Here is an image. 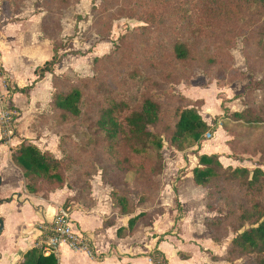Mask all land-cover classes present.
Listing matches in <instances>:
<instances>
[{
  "label": "rangeland",
  "instance_id": "rangeland-1",
  "mask_svg": "<svg viewBox=\"0 0 264 264\" xmlns=\"http://www.w3.org/2000/svg\"><path fill=\"white\" fill-rule=\"evenodd\" d=\"M41 1L0 0V33L4 24L26 20L36 14L39 22L33 26V34L35 30L39 40H56L64 44L58 50L66 57L58 67L63 71L58 76L71 80L92 76L93 58L113 53L114 60L121 61L115 65L119 74L112 77L118 80L121 76L119 89L130 92L131 100L135 101L144 92H152L166 106L175 105L173 96L176 95L184 96L197 106L201 117L210 126L200 145L176 150L163 138V159L176 153L184 157L186 153L196 155L202 145L201 149L207 153L221 155L222 149L227 150V157L233 160L232 167L252 169L259 162L260 153H264V121L247 123L235 120L232 115L234 111L247 107L262 105L264 108V87L256 88L259 82H264V43L261 42L264 7L256 0H68L67 5L58 0H46L36 6ZM51 9L55 12L53 16ZM29 36L27 33L24 38L27 40ZM0 40L10 39L0 36ZM173 40L188 46V59L177 61L173 58L169 49ZM115 47L119 48L118 52ZM23 62L29 63L31 59L24 58ZM133 68L138 75L130 80L129 72ZM1 75L11 88L2 67ZM52 93L53 89L41 103L38 102L32 127L37 138L45 136L43 142L57 155L69 156H65L68 180L86 172L81 176L90 182L93 175L100 177L102 158L97 159L90 148L84 147L86 130L80 119L71 118L64 122L57 119L56 112L49 106ZM5 97H1L0 105L7 99ZM17 120L11 135L15 134ZM0 132L3 141L7 142L1 124ZM84 149L88 151L82 152ZM261 166L264 169V161ZM185 167L172 178L171 192ZM164 179L167 181V175ZM159 180L162 181V173ZM132 183L134 186V181L129 179V187ZM181 190L182 195L185 193L192 199H200L195 198L188 180L181 185ZM204 190L205 199L192 206L195 213L191 217L188 214L190 218L183 230L185 235L198 241L203 240V235L198 221L192 216H200L206 211L207 189ZM170 191L166 189L165 196L162 191L155 192L149 204L167 208L169 214L160 223L165 228L172 225L170 229L178 232L183 211L174 199L172 201ZM190 204L186 202V208ZM209 215L215 216L216 212H209ZM200 225L209 239L203 223ZM192 231L195 233L191 234ZM233 235L228 228L223 241L230 240ZM247 258L244 256L227 264H242Z\"/></svg>",
  "mask_w": 264,
  "mask_h": 264
},
{
  "label": "trees",
  "instance_id": "trees-1",
  "mask_svg": "<svg viewBox=\"0 0 264 264\" xmlns=\"http://www.w3.org/2000/svg\"><path fill=\"white\" fill-rule=\"evenodd\" d=\"M58 1L68 4V0ZM256 1L264 7V0ZM50 13L52 16L55 14L52 9ZM55 29L58 31V28ZM261 36L264 43V27ZM50 41L53 54L35 68V80L22 88L15 86L13 91L26 93L45 72H51L53 93L49 106L56 112L59 121L80 119L86 130L84 147L90 148L97 159L102 158L100 180L110 188L113 209V214L103 225L112 224L115 215H128L127 224L116 230L118 237L130 235L138 225L151 226L154 218L164 211L162 206L152 207L149 204L154 193L163 188L159 180L164 167L161 154L163 138L176 150L199 146L209 124L201 117L197 106L184 96H173L176 103L171 107L163 104L152 92H144L135 101L131 100L130 92L119 89L121 76L118 80L112 77L119 74L115 65L121 61L114 60L113 53L93 58L92 76L71 80L54 74L53 68L64 53L58 50L64 44ZM169 49L177 61H184L190 55L188 46L179 40H173ZM114 50L118 52L119 48ZM129 73L130 80L138 75L135 68ZM261 87H264V82L256 86ZM232 115L235 120L259 123L264 121V108L262 105L247 107L234 111ZM87 151L84 149L82 152ZM65 156L56 157L50 150H41L27 140L20 141L10 150L11 161L21 169L29 193L45 194L66 186L78 189V195L72 199H84L86 202H83L89 204L90 182L81 176L86 172L68 180L65 160L69 156ZM196 157L198 162L191 170L192 180L207 189L205 207L210 213L216 212L215 216L204 217V227L214 243L226 238L228 228L234 233L225 252L211 258L231 263L248 256L242 264H264V169L261 166L264 153H260L259 162L252 169L223 165L218 153H200ZM129 179L134 181V186L132 183L129 187ZM69 200L63 204L68 210ZM138 208L140 210L136 211ZM42 246V243L36 242L23 253L18 264H57V255H45ZM151 259L154 264H167L163 254L156 249Z\"/></svg>",
  "mask_w": 264,
  "mask_h": 264
},
{
  "label": "crops",
  "instance_id": "crops-1",
  "mask_svg": "<svg viewBox=\"0 0 264 264\" xmlns=\"http://www.w3.org/2000/svg\"><path fill=\"white\" fill-rule=\"evenodd\" d=\"M39 22V17L34 14L26 20L8 22L1 28L0 36L10 40H0V63L2 71L8 77L11 88L4 83V76H0V99L19 110V117L15 127V134L3 141L0 132V264H18L23 253L41 240L39 225L42 222L49 223L59 207L69 200V214L73 223V229L89 237L90 248L93 254L87 250H73L62 243L58 247L57 264H154L152 252L154 249L160 251L167 264H227L224 260H213L212 255L220 256L225 252L228 241L214 243L210 237L204 234L200 222L203 223L208 210L200 216H192L199 223L203 240H196L183 233L186 229L187 220L193 212V205L205 199V190L196 185L192 180V168L197 165V157L194 153H176L172 157H164V168L162 171V195L165 196L166 189L170 191L172 178L182 167L180 180L176 187L172 188V201L174 199L182 208V223L179 231L165 228L160 220L169 214L165 208L163 213L154 218L151 226L138 225L136 229L125 237H118L116 230L127 224L128 215H115L110 225L103 222L113 214L112 203L109 197L110 188L102 183L99 175H93L90 179V202L85 204L81 200L72 199L77 196V190L66 186L56 188L45 194L29 193L25 188V179L21 169L16 166L10 158L11 147L22 140H27L37 145L41 150H50L56 157H60L47 147L45 136L37 138L32 124L36 121L35 111L45 96L52 91L51 72H45L42 78L37 80L26 93L13 91L15 86L22 88L32 84L36 75L34 70L42 65L52 54L50 40H39L33 26ZM23 30V31H20ZM30 34L27 40L24 38ZM63 52V51H62ZM14 56L13 59H10ZM24 58L31 62H23ZM66 59L55 64L53 73L62 74L58 70L59 65ZM18 61L19 63H16ZM5 97V98H6ZM41 105V104H40ZM5 140V139H4ZM197 151L203 152L201 149ZM223 154L219 160L224 165H231L233 160L228 156L227 150L222 149ZM213 153V152H208ZM189 161V165L188 162ZM168 163V164H167ZM167 175V181L164 179ZM185 180L191 184V190L195 194L192 199L185 193L182 195L181 185ZM188 199V200H187ZM186 200V201H185ZM186 202L192 203L186 208ZM171 205V204H170ZM188 211V212H187ZM188 214L190 217L188 218ZM179 219V220H181ZM173 220V219H172ZM204 225V224H203ZM170 229V230H169ZM194 234L195 232H190ZM209 236V235H208Z\"/></svg>",
  "mask_w": 264,
  "mask_h": 264
},
{
  "label": "built area",
  "instance_id": "built-area-1",
  "mask_svg": "<svg viewBox=\"0 0 264 264\" xmlns=\"http://www.w3.org/2000/svg\"><path fill=\"white\" fill-rule=\"evenodd\" d=\"M0 76H2L1 70ZM18 117V110L4 100L0 105V124L7 137L11 136V129ZM39 229L41 235H43L40 242L43 244L42 249L45 255L50 253L57 255L58 247L62 243L73 250H87L91 252L89 237L73 229L68 209L63 206L58 208L49 223L42 222L39 225Z\"/></svg>",
  "mask_w": 264,
  "mask_h": 264
}]
</instances>
